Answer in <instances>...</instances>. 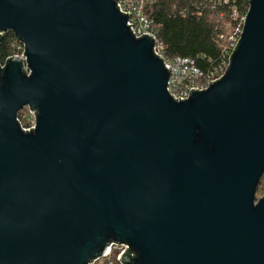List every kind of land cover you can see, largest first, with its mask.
Wrapping results in <instances>:
<instances>
[{"label": "water", "instance_id": "obj_1", "mask_svg": "<svg viewBox=\"0 0 264 264\" xmlns=\"http://www.w3.org/2000/svg\"><path fill=\"white\" fill-rule=\"evenodd\" d=\"M116 1L0 0V264H264V0L179 101Z\"/></svg>", "mask_w": 264, "mask_h": 264}, {"label": "trees", "instance_id": "obj_2", "mask_svg": "<svg viewBox=\"0 0 264 264\" xmlns=\"http://www.w3.org/2000/svg\"><path fill=\"white\" fill-rule=\"evenodd\" d=\"M248 7V0H154L147 13L153 19L159 41L166 47V54L193 59L204 76L210 77L224 61L219 36H228L236 27L232 10L244 15ZM20 46L12 31L4 33L0 62L20 52ZM263 178L264 174L258 188Z\"/></svg>", "mask_w": 264, "mask_h": 264}, {"label": "built area", "instance_id": "obj_3", "mask_svg": "<svg viewBox=\"0 0 264 264\" xmlns=\"http://www.w3.org/2000/svg\"><path fill=\"white\" fill-rule=\"evenodd\" d=\"M153 1L154 0H119V2L116 1V6H118L119 12H123L124 14L127 12L129 13L126 25H130L129 28L136 38L140 37L142 34L152 36L154 39L153 52L162 59L164 66L169 70L167 91L176 101H179V99L184 100L187 99L190 89L198 91L204 90L208 87L210 82L216 81L224 74L229 64V56L240 38L246 14L239 15L236 9L232 10L231 17L233 21H235L236 27L228 36L220 35L218 41L223 51L224 61L219 70H215V74L207 77L204 76L202 71L196 66L193 59L180 56L169 57L166 54V47L159 41L154 28L153 19L147 13V9ZM3 34V32H0V35L3 36ZM21 46L18 47L21 49L20 52L14 55H19L22 58L23 69L25 73L29 75L30 70L26 64V57L23 56V44H21ZM24 109H27L30 113V123L28 124L26 119H23L20 114L19 117L17 114V120L23 131H29V129L35 127V115L30 111L28 106L21 109V111ZM126 248L129 249L126 244H111L103 257L93 259L88 264H123L119 257ZM130 255L132 256V253H130Z\"/></svg>", "mask_w": 264, "mask_h": 264}, {"label": "rangeland", "instance_id": "obj_4", "mask_svg": "<svg viewBox=\"0 0 264 264\" xmlns=\"http://www.w3.org/2000/svg\"><path fill=\"white\" fill-rule=\"evenodd\" d=\"M20 115L23 119H26V122H28V124L30 123V118H29L30 113L27 109L22 110L20 112ZM263 193H264V178H263V181L261 182V185L257 189L256 196L260 197Z\"/></svg>", "mask_w": 264, "mask_h": 264}]
</instances>
